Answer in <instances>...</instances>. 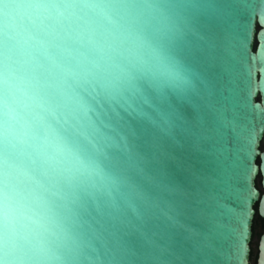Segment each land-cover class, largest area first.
<instances>
[{"label":"water","instance_id":"water-1","mask_svg":"<svg viewBox=\"0 0 264 264\" xmlns=\"http://www.w3.org/2000/svg\"><path fill=\"white\" fill-rule=\"evenodd\" d=\"M155 2L162 16L139 26L176 82L113 53L101 68L115 56L124 72L72 75L81 54L98 59L73 42L83 20L41 36L60 65L50 99L65 134L107 176L65 190L64 264H249L254 217L264 220V0Z\"/></svg>","mask_w":264,"mask_h":264},{"label":"clouds","instance_id":"clouds-1","mask_svg":"<svg viewBox=\"0 0 264 264\" xmlns=\"http://www.w3.org/2000/svg\"><path fill=\"white\" fill-rule=\"evenodd\" d=\"M161 16L155 0H0V264H64L72 241L65 190L107 180L99 162L65 134L63 113L50 99L60 65L41 36L83 20L73 42L98 59L81 54L82 72L72 75L124 72L119 56L172 83L180 70L139 26ZM108 53L115 56L101 68Z\"/></svg>","mask_w":264,"mask_h":264},{"label":"flooded vegetation","instance_id":"flooded-vegetation-1","mask_svg":"<svg viewBox=\"0 0 264 264\" xmlns=\"http://www.w3.org/2000/svg\"><path fill=\"white\" fill-rule=\"evenodd\" d=\"M258 185H259V181H258ZM259 228V238H260V235L262 234V232L264 231V220L261 219L257 214L255 215L254 217V221H253V226H252V232H253V236L255 235V230L256 228ZM252 236V238H253ZM258 238V240H259ZM257 246H258V242H257ZM251 254H252V248H251ZM256 255H257V249H256V253H255V257H254V263L255 264V259H256ZM250 261H251V258H250Z\"/></svg>","mask_w":264,"mask_h":264},{"label":"rangeland","instance_id":"rangeland-1","mask_svg":"<svg viewBox=\"0 0 264 264\" xmlns=\"http://www.w3.org/2000/svg\"><path fill=\"white\" fill-rule=\"evenodd\" d=\"M259 228L257 227L255 230V235L252 238L251 241V248H252V254H251V261L249 264H253L254 263V257H255V253H256V249H257V242H258V238H259Z\"/></svg>","mask_w":264,"mask_h":264}]
</instances>
